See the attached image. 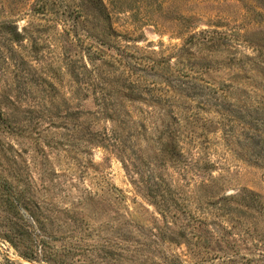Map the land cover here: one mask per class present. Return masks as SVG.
Returning <instances> with one entry per match:
<instances>
[{
    "label": "rangeland",
    "instance_id": "1",
    "mask_svg": "<svg viewBox=\"0 0 264 264\" xmlns=\"http://www.w3.org/2000/svg\"><path fill=\"white\" fill-rule=\"evenodd\" d=\"M103 1L113 35L86 0H0L1 110L8 112L16 74L4 30L12 21L35 40L27 36L23 45L16 44L18 57H26L67 96L74 113L96 110L103 93L114 96L110 107L137 120L151 112L146 121L152 126L163 110L121 101V87L127 94L143 91L148 100L166 91L169 80L189 89L186 110L178 109L184 148L194 154L197 147L204 150L216 165L213 176L230 194L248 189L264 200V159H255L258 153L264 156V0ZM33 6L46 10L34 13ZM62 20L78 24V37H62ZM90 58L100 65L102 80L91 74L92 66L85 68ZM76 117L75 124L92 132L112 127L99 116ZM53 126L44 128L52 146L46 153L22 137L0 135L20 155L19 186L24 190L27 184L38 203V234L47 233L51 240L46 245L59 251L51 264H165L166 256L195 264L184 247L168 244L158 237L161 232H154L164 223L131 184L116 154L87 149L72 142L71 132ZM141 147L146 150L144 142ZM203 179L207 177L196 180ZM0 264L41 263L24 260L0 240Z\"/></svg>",
    "mask_w": 264,
    "mask_h": 264
},
{
    "label": "trees",
    "instance_id": "2",
    "mask_svg": "<svg viewBox=\"0 0 264 264\" xmlns=\"http://www.w3.org/2000/svg\"><path fill=\"white\" fill-rule=\"evenodd\" d=\"M86 4L104 30L115 34L104 1L86 0ZM45 10L46 6H33L34 13ZM62 22L63 38L78 37L76 22L72 25L68 20ZM4 30L16 74L6 100L8 112L0 108V135L22 137L30 141L35 150L45 152V148L52 146L46 141L48 130L44 128L58 125L57 130L73 134L72 142L82 143L87 149L103 148L120 158L131 184L155 208L164 223L154 232H161L158 237L164 242L184 247L195 264H264L263 198L248 189L230 194L224 190L221 179L213 176L216 165L204 150L197 147L199 152L194 154L183 146L181 139L185 137L180 131L179 110H186L189 89L170 80L168 83L166 79L168 89L159 95L152 94L148 100L139 89L127 94V89L121 87V101L141 102L163 110L162 118L152 126L146 121L151 112H145V117L137 120L123 109L110 107L114 96L103 93L96 99V110L74 113L70 99L40 76L26 57L20 54L18 57L14 46L25 43L28 29H20L16 22L9 21ZM86 36L92 35L86 31ZM29 38L35 43L34 38ZM90 63L85 68L89 70L92 66L91 74L102 80L100 65L94 64L91 58ZM78 114L99 116L112 123V127L92 132L75 124ZM143 142L146 150L141 147ZM255 144L258 147L260 141ZM18 158L20 155L14 146L5 145L0 138V240L10 244L24 260L51 264L54 259L55 263L59 251L53 252L46 245L51 237L47 233L38 234L41 233L40 222L35 218L38 203L30 197L27 184L24 190L19 186L23 172ZM255 159L261 161L264 156L258 153ZM199 176L207 179L198 181ZM163 261L189 264L178 256H166Z\"/></svg>",
    "mask_w": 264,
    "mask_h": 264
}]
</instances>
